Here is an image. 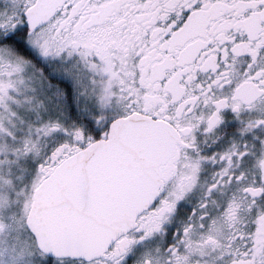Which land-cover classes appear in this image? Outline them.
Masks as SVG:
<instances>
[{"label":"snow or ice","instance_id":"obj_1","mask_svg":"<svg viewBox=\"0 0 264 264\" xmlns=\"http://www.w3.org/2000/svg\"><path fill=\"white\" fill-rule=\"evenodd\" d=\"M0 264H264V0H0Z\"/></svg>","mask_w":264,"mask_h":264}]
</instances>
